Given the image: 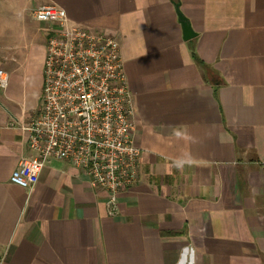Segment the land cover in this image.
I'll return each instance as SVG.
<instances>
[{"label":"crops","instance_id":"crops-1","mask_svg":"<svg viewBox=\"0 0 264 264\" xmlns=\"http://www.w3.org/2000/svg\"><path fill=\"white\" fill-rule=\"evenodd\" d=\"M114 36L134 103L138 176L117 195L50 157L9 181L41 104L49 23ZM1 264H264V0H0ZM177 10L195 35L185 40ZM2 32V34L4 33ZM9 32V33H8Z\"/></svg>","mask_w":264,"mask_h":264},{"label":"built area","instance_id":"built-area-1","mask_svg":"<svg viewBox=\"0 0 264 264\" xmlns=\"http://www.w3.org/2000/svg\"><path fill=\"white\" fill-rule=\"evenodd\" d=\"M32 16L50 24L40 108L24 125L35 154L20 159L9 181L31 189L50 157L65 159L91 187L105 191L112 216L118 212V193L137 179L140 154L119 43L110 34L70 23L54 4L37 6ZM7 85L8 74L0 69V87Z\"/></svg>","mask_w":264,"mask_h":264},{"label":"water","instance_id":"water-1","mask_svg":"<svg viewBox=\"0 0 264 264\" xmlns=\"http://www.w3.org/2000/svg\"><path fill=\"white\" fill-rule=\"evenodd\" d=\"M177 15L182 26L183 38L185 40L192 38L195 35V33L192 30L190 21L178 10H177Z\"/></svg>","mask_w":264,"mask_h":264},{"label":"rangeland","instance_id":"rangeland-1","mask_svg":"<svg viewBox=\"0 0 264 264\" xmlns=\"http://www.w3.org/2000/svg\"><path fill=\"white\" fill-rule=\"evenodd\" d=\"M1 7V6H0ZM5 16H8V14H6V11L4 10V11H1L0 10V51H2V52H4V50L5 51H7L6 49H2L1 48V46L4 44H8L9 43V41H11L10 39H6L5 38V33L6 32H4L3 31V29L2 28H4V27H6V19H5ZM6 21V22H5ZM2 32H4L3 34H2ZM9 33V32H8Z\"/></svg>","mask_w":264,"mask_h":264}]
</instances>
